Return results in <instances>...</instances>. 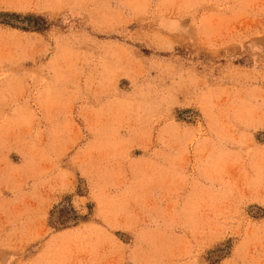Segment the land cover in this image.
<instances>
[{"label":"rangeland","instance_id":"rangeland-1","mask_svg":"<svg viewBox=\"0 0 264 264\" xmlns=\"http://www.w3.org/2000/svg\"><path fill=\"white\" fill-rule=\"evenodd\" d=\"M53 256L264 264V0H0V264Z\"/></svg>","mask_w":264,"mask_h":264},{"label":"crops","instance_id":"crops-1","mask_svg":"<svg viewBox=\"0 0 264 264\" xmlns=\"http://www.w3.org/2000/svg\"><path fill=\"white\" fill-rule=\"evenodd\" d=\"M62 234H67V233L66 232L62 233L61 232L58 235H56L57 236L56 238L58 239V241H55V242L51 241V243H49L50 249H53V248L56 247V249L60 250V248H62L63 242L62 241L59 242V240L62 238ZM41 264H56V261H55V258L53 256L52 258H49L48 260L47 259L46 260L43 259Z\"/></svg>","mask_w":264,"mask_h":264}]
</instances>
